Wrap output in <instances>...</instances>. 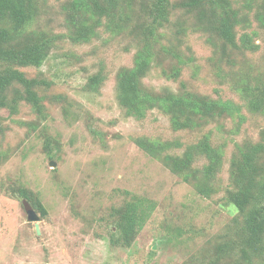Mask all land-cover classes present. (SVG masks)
<instances>
[{
	"label": "rangeland",
	"instance_id": "obj_1",
	"mask_svg": "<svg viewBox=\"0 0 264 264\" xmlns=\"http://www.w3.org/2000/svg\"><path fill=\"white\" fill-rule=\"evenodd\" d=\"M65 1L45 0L31 28L67 34ZM232 3L241 18L237 42H242L244 32L257 31L256 51L222 49L194 14L175 9L157 33L160 58L144 77L150 89L177 92L185 84L239 106L201 129L176 130L170 116L158 108L143 118L127 113L118 97L117 73L134 65L141 43L130 32L101 26L89 42L76 44L64 38L42 67L22 68L29 76H43L52 83L45 91V119L25 101L17 114L0 110L9 126L0 144V264H182L201 256L206 241L226 228L237 211L226 196L230 159L237 144L260 140L264 129V113L249 109L238 86L264 78V25L255 3L252 7L247 0ZM134 10L132 26L146 20L139 1ZM166 46L182 54L178 79L164 71L175 63L164 54ZM96 73L103 79L92 89L87 82ZM205 133L224 149L222 167L214 178L216 190L210 196L201 195L193 183L135 141L142 136L179 140L180 145L169 151L182 154ZM206 162L198 157L194 166ZM12 184L31 188L47 208L45 216L38 212L40 233L28 218L32 207L26 208L11 194ZM133 194L154 200L156 208L127 245L118 241L112 210Z\"/></svg>",
	"mask_w": 264,
	"mask_h": 264
},
{
	"label": "trees",
	"instance_id": "obj_2",
	"mask_svg": "<svg viewBox=\"0 0 264 264\" xmlns=\"http://www.w3.org/2000/svg\"><path fill=\"white\" fill-rule=\"evenodd\" d=\"M137 1L146 20L132 26ZM44 2L0 0V110L8 109L10 115L17 114L20 104L25 101L45 119V101L48 100L45 91L52 82L43 76H29L22 68L42 67L52 49L58 45V40L67 38L76 44L91 41L101 26L114 32H130L141 42L134 65L123 66L117 73L118 97L129 115L143 118L150 109L158 108L170 116L174 129L194 130L239 109L233 101L213 98L185 84L176 92L150 89L144 82V77L160 58L156 50V45L160 43L157 33L170 22L175 9H181L188 15L194 14L198 24L210 31L212 38L216 36L219 39L222 49L231 46L241 51H256L259 48L254 39L257 31L244 32L242 42H237V27L241 18L232 0H66L63 9L70 31L61 35L43 28L39 31L31 28ZM254 3L258 18L264 25V0H247L246 4L252 7ZM243 21L247 23L249 18ZM162 49L164 54L175 60L168 68L164 67L165 73L178 79L181 75L179 63L183 61L181 52L174 46ZM102 79L101 73L93 74L87 85L96 89ZM238 86H241L239 89L249 109L264 113V78L258 77L255 84L245 82ZM5 120L0 113V144L9 127ZM135 141L147 154L193 183L201 195L210 196L215 192L214 178L222 167L224 149L213 143L210 133L188 144L182 154L169 151L180 145L179 140L163 141L142 136ZM50 147L48 139L45 148L49 150ZM198 157L207 159L202 167L194 166ZM229 170L231 186L226 196L237 211L226 228L202 246L201 256L197 255L182 264H264V129L260 140L237 144ZM9 189L23 206H30L36 213L46 215L47 208L31 188L12 184ZM155 208L154 200L137 194L114 207L112 215L119 234L118 241L131 244Z\"/></svg>",
	"mask_w": 264,
	"mask_h": 264
},
{
	"label": "water",
	"instance_id": "obj_3",
	"mask_svg": "<svg viewBox=\"0 0 264 264\" xmlns=\"http://www.w3.org/2000/svg\"><path fill=\"white\" fill-rule=\"evenodd\" d=\"M51 165L52 166L56 165V162H52ZM28 218H29V220L35 222L36 229H37L38 233H40L41 231H40V224H39V215H38V213H36L32 209H29L28 210Z\"/></svg>",
	"mask_w": 264,
	"mask_h": 264
}]
</instances>
